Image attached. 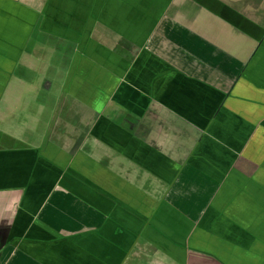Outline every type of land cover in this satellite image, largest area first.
<instances>
[{"label": "crops", "instance_id": "1", "mask_svg": "<svg viewBox=\"0 0 264 264\" xmlns=\"http://www.w3.org/2000/svg\"><path fill=\"white\" fill-rule=\"evenodd\" d=\"M0 264H264V0H0Z\"/></svg>", "mask_w": 264, "mask_h": 264}, {"label": "rangeland", "instance_id": "2", "mask_svg": "<svg viewBox=\"0 0 264 264\" xmlns=\"http://www.w3.org/2000/svg\"><path fill=\"white\" fill-rule=\"evenodd\" d=\"M3 83V82H2Z\"/></svg>", "mask_w": 264, "mask_h": 264}]
</instances>
